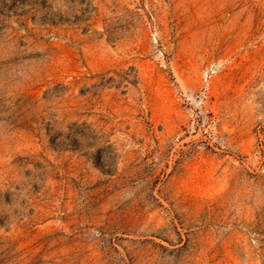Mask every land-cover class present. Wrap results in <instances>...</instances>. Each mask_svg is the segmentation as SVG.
I'll return each mask as SVG.
<instances>
[{
    "label": "rangeland",
    "instance_id": "rangeland-1",
    "mask_svg": "<svg viewBox=\"0 0 264 264\" xmlns=\"http://www.w3.org/2000/svg\"><path fill=\"white\" fill-rule=\"evenodd\" d=\"M0 264H264V0H0Z\"/></svg>",
    "mask_w": 264,
    "mask_h": 264
}]
</instances>
